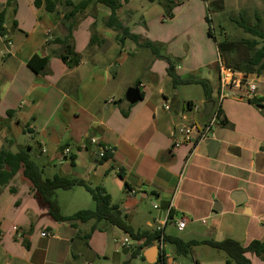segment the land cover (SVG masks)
I'll list each match as a JSON object with an SVG mask.
<instances>
[{
  "label": "crops",
  "instance_id": "1",
  "mask_svg": "<svg viewBox=\"0 0 264 264\" xmlns=\"http://www.w3.org/2000/svg\"><path fill=\"white\" fill-rule=\"evenodd\" d=\"M221 1L225 6L228 0ZM119 2L115 14L130 33L162 43L164 38L147 35L148 22L136 19L138 7L133 5L138 3L142 9L140 0ZM231 2L243 3V9H249L253 18L264 8V0ZM174 8L171 17L163 14L160 20H172ZM3 9L6 10L4 34L0 35V149L16 152L28 147L44 176L59 174L102 186L134 230L163 229L166 233L167 223L174 220L177 211L193 209L206 217L215 211L212 205L218 200L222 208L215 212L235 208V214L249 219L247 224L253 221L260 224L264 235V140L255 146L243 142L250 135L239 130L232 116L222 110L223 101L219 106L227 123L218 124L220 130H211L208 135L218 141L213 157L209 156L205 141L175 147L176 125L206 120L203 114L206 99L203 105H198L179 93L178 85L173 92L166 93L171 81L163 58L151 53L144 63L129 62L144 47L128 37L118 41V32L105 25L111 14L109 7L90 3L65 22L60 5L55 11H47L43 4L36 7L34 0H10L8 4L0 0V10ZM73 23L70 42L79 61L69 67L59 57L63 51L59 41ZM92 34L95 38L90 43ZM208 48L206 71L203 65H178L174 72L183 79H205L213 95L217 91L218 68L213 51ZM217 53L220 58L218 49ZM34 56L48 57L45 70L35 72L28 66ZM127 68L131 71L126 72ZM136 82L142 99L129 104L125 91ZM192 84L197 83L179 85ZM256 93V97L264 96ZM212 95L216 102V96ZM235 100H242L241 96L232 99ZM163 101L169 102V109L163 108ZM120 109H128V115L123 116ZM91 137L96 139L94 144L89 142ZM102 148L111 153L105 161L99 156ZM234 190L244 192V203L233 202L230 193ZM55 197L63 215L94 207L90 194L82 186L56 189ZM150 197L158 201H148L156 210L153 214L145 208V200ZM94 223L76 221L72 226L54 220L32 183L19 170L7 185L0 186V264H96V258L105 257L109 247L113 254L118 248L129 247L122 245L125 238L131 246L142 245L137 257L143 262L162 264L163 259L166 264L174 263L166 246L163 255L158 241L134 242L117 226L105 221L97 222V228L85 240L84 235ZM42 232L46 235L42 236ZM252 239L248 237L243 245ZM24 242L29 246H24ZM120 263L117 260L116 264Z\"/></svg>",
  "mask_w": 264,
  "mask_h": 264
},
{
  "label": "rangeland",
  "instance_id": "2",
  "mask_svg": "<svg viewBox=\"0 0 264 264\" xmlns=\"http://www.w3.org/2000/svg\"><path fill=\"white\" fill-rule=\"evenodd\" d=\"M140 1V4L143 5L142 9L138 3L133 5L138 7L136 19L143 18L148 22L146 31L148 36L158 35L160 38H164L162 43H160L163 53L170 58L174 67L178 65L183 67L203 65L202 69L206 71V64L210 58L208 57V51H210L208 47H211L213 51L212 58L214 62H218L221 59L218 56L214 38L217 42H221L225 38L228 40L257 39L258 44L256 46L259 47L262 44L261 39L246 33L237 25V22L242 21L243 24L254 26L258 22L257 18L259 19V28L264 31V8L257 11L258 7H254L257 9V12L256 18H253L249 9H243L245 6L243 3H235L236 5H234V1L231 2L232 0H228L224 9L218 12L209 10L206 2L210 0H178L180 5L173 10L174 18L172 20L165 19L161 21L160 18L164 14L162 3H158L157 1L150 2L149 0ZM206 17L210 19L209 23L206 21ZM209 27L212 29L214 38L207 34ZM142 29L145 30V27L142 26ZM128 43L131 44L132 42L129 41ZM254 50V48H247L244 44L239 45L235 59L240 61L242 60L241 58L251 55ZM150 55L151 52L148 48H142L140 55L137 58H130L129 62L144 63ZM127 70L131 71L130 68H127L126 72ZM258 77L259 79L256 84L257 92L264 94V70L261 71ZM173 87V84L170 82V86L165 92H173ZM176 87L179 89V93L187 95L198 105H201L205 98L202 86L199 84L178 85ZM212 96H216L215 90ZM240 96L242 100L232 101L233 98L237 99ZM200 99L202 101H199ZM248 100L243 91L232 90V95L223 100L222 110L224 112L227 111L228 116H232L231 118L236 122L239 130L250 135V138L243 139V142L255 146L260 140H264V106L259 108ZM195 122L199 123L198 121ZM211 130H220V128L215 124ZM150 198L145 200L147 202L145 208L146 210L149 209L153 214L156 210L152 209L148 201L152 203H158V201L155 198ZM216 201L219 202L218 200ZM180 218L188 221L186 228L182 230H178L175 224V220ZM247 221H249L248 218L235 214V208H229L221 212L214 211L206 217L204 213L190 209L184 213L177 211L174 220L168 221L166 233L177 236L184 241L192 239L198 241L204 239L222 240L232 237L239 240L242 245V242H245L248 237H253L254 239L264 238V235H262L263 229L260 228V224L253 221L250 225V223H246ZM165 246L174 258L173 264H226L228 258L223 250L212 248L202 243L193 245L187 255L176 254L171 244H165ZM109 249L110 247L107 249L105 257L99 256V259L96 258V264H116L117 260L121 263L125 260L121 249L118 248V252L115 254ZM248 257L254 264H257L259 261L264 263V257H256L251 253H248ZM127 264L147 263L143 262L141 258L130 257L127 259Z\"/></svg>",
  "mask_w": 264,
  "mask_h": 264
},
{
  "label": "trees",
  "instance_id": "3",
  "mask_svg": "<svg viewBox=\"0 0 264 264\" xmlns=\"http://www.w3.org/2000/svg\"><path fill=\"white\" fill-rule=\"evenodd\" d=\"M150 2L157 1L162 3L164 8V14L166 16H172L171 10L178 5V0H149ZM6 3H10V0H6ZM90 3H100L110 8L111 14L105 20V25L114 29L118 32L117 39L122 42L124 38L128 37L136 44L148 48L150 52L157 58H163L168 64L166 68L167 75L171 79L173 86L179 84H191L197 83L202 86L205 99H211L212 90L209 88L208 83L205 79H183L180 78L174 72V65L172 64L170 58L163 53V48L160 43H154L147 39H141L137 34H132L129 29L122 25L118 20L115 11L120 7L119 0H81L79 2H71L70 0H34L36 7H43L47 11H55L56 6L60 5L64 10L62 21H68L83 10ZM209 10L212 12L222 11L224 9L221 0H213L208 4ZM5 10H0V35L4 34L3 22L5 19ZM209 23L210 19L205 18ZM259 22V19H257ZM254 26L243 24V22H237V25L241 27L246 33L251 34L255 38H259L262 44L257 47V39H241V40H228L224 39L221 42H217L216 46L220 54V60L226 65L241 70L245 73H255L259 75L262 70H264V31L259 28V23ZM74 23L68 25L67 34L64 38L60 39V43L63 45V51L59 54V57L69 66H75L79 61V56L74 52L73 45L70 42L71 32L74 27ZM208 35L213 37L212 29L209 27ZM95 35L92 34L90 43L93 42ZM214 38V37H213ZM215 39V38H214ZM246 45L249 49H255L251 55H247L242 60L238 61L235 59V54L238 50L239 45ZM48 63V57L39 58L37 56L32 57L28 61V66L35 72L45 70ZM138 86V82L134 83V87ZM251 103L256 104L259 108L263 106L264 96L255 97L248 100ZM191 103L188 102V105ZM130 106V105H129ZM128 106V107H129ZM123 116L128 115V109H120ZM218 117L220 119V124L225 126L227 119L224 116L220 106L218 107ZM110 150H106L102 161H105L110 157ZM71 163L74 162V156L71 155ZM19 170L22 171L24 177H26L33 185L34 190L40 195L43 202L48 207L49 215L56 221L68 222L70 225L75 226L76 221L86 222L93 220L95 223L91 226L89 231L84 235L85 240H87L90 234L97 228L96 223L99 221H105L111 225L117 226L124 234L129 236L133 241H142L141 244H148L152 241H162L164 244H171L174 247L176 254L187 255L190 248L198 243L207 244L212 248L223 250L227 255L226 264H252L250 258L247 256L251 253L257 257H264V238L262 239H252L248 244L242 245L239 241L227 237L222 240L204 239L198 240H188L184 241L177 236H173L165 233L163 229H140L134 230L125 221V214L118 205L111 203L110 195L102 186H91L87 181L83 179L67 177L59 174H55L52 177H46L43 175V170L34 162L28 151V147L25 149H19L16 152L11 151L7 148L0 149V186H5L13 178V176ZM73 186H82L91 196L94 203L92 209H81L74 212L71 215H63L60 212L58 201L55 197L56 189H68ZM172 213H169L171 216ZM24 246L28 247V243L24 242ZM142 245L135 246L130 250V257H137L139 255V249ZM129 257V258H130ZM163 258V255H162ZM162 264L166 262L162 259ZM121 264H127V259Z\"/></svg>",
  "mask_w": 264,
  "mask_h": 264
},
{
  "label": "built area",
  "instance_id": "4",
  "mask_svg": "<svg viewBox=\"0 0 264 264\" xmlns=\"http://www.w3.org/2000/svg\"><path fill=\"white\" fill-rule=\"evenodd\" d=\"M217 68L218 81L216 88V102H214V106L212 107L210 113L206 116V120L202 123L187 121L176 125V135L174 136L173 146L178 147L185 143H190L195 146L200 142L206 141L212 127L215 124H220V119L218 117V106L225 98H227L229 95H232V90L243 91L245 97L248 99H253L256 97L257 78L254 73H245L241 70L234 69L226 65L221 60L217 62ZM162 106L164 109H169V102L163 101ZM89 142L94 144L96 139L91 137L89 138ZM106 150L107 149L102 148L99 151V156L103 157ZM154 207H156V205H154ZM175 224L178 230H182L186 226L187 220L180 218L175 220ZM13 230L17 231V227H13ZM41 235L45 236L46 233L42 232ZM126 244L129 246V249L139 245L132 244L131 246L130 241L125 238L122 241V245ZM158 245L164 255L165 244L160 240L158 241Z\"/></svg>",
  "mask_w": 264,
  "mask_h": 264
},
{
  "label": "water",
  "instance_id": "5",
  "mask_svg": "<svg viewBox=\"0 0 264 264\" xmlns=\"http://www.w3.org/2000/svg\"><path fill=\"white\" fill-rule=\"evenodd\" d=\"M142 99L141 92L137 87L130 86L125 91V100L129 104H134ZM214 105V101L212 99H208L204 103V111L203 114L207 116L212 107ZM208 144V154L210 157H213L218 146V141L213 138H207L205 141ZM230 198L233 200V202L236 205L242 204L246 201V196L242 190H234L230 193ZM221 205L219 202L215 201V203L212 205V209L215 211L221 210ZM129 248L127 246H124L121 250V253L124 254L127 258L130 256Z\"/></svg>",
  "mask_w": 264,
  "mask_h": 264
}]
</instances>
